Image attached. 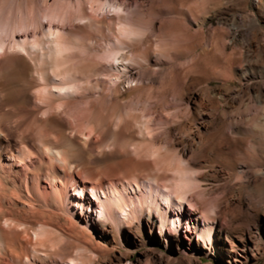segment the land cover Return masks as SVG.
<instances>
[{"label": "rangeland", "instance_id": "obj_1", "mask_svg": "<svg viewBox=\"0 0 264 264\" xmlns=\"http://www.w3.org/2000/svg\"><path fill=\"white\" fill-rule=\"evenodd\" d=\"M77 1L80 0H0V22L24 24L26 29L18 31L16 37L27 35L32 41L48 29L47 15L70 12ZM250 5L247 12H242L237 0H121L120 9L104 10L96 22L77 20L71 28L65 24L66 37L63 36L71 45L70 59L66 56V60L60 61L66 62L62 64L60 77L71 83L73 75L74 88L52 101L55 105L77 106L84 113L78 121L80 129L86 126L84 123L89 124L96 131L92 140L110 146L105 153L97 151L93 155L84 149L81 138L76 142L70 140L68 128H62V133V129L51 130L61 137L59 148L76 163L78 171L82 169L85 181L102 179L108 183L113 177L122 182L140 176H160L167 187L164 192L173 193L181 174L166 165L178 161L180 147L175 139L180 137L185 124H204L206 138L224 132L228 145L243 148L248 154L236 152L230 157H216L209 149L189 154L186 162L190 164L183 165L188 170L187 183L178 184L185 185L188 193L182 231L192 221L191 217L201 219L195 221L201 227L205 225L203 215L215 218L213 250L207 255L204 251L195 255L185 252L178 248V242L168 244L164 237L160 238L159 227L150 235L145 218L149 213L158 217L155 209L146 207L144 215L139 214L142 221L131 217L119 225L99 214L98 203L88 192L86 200L93 201V208L81 210L73 203L72 188H68L69 196L60 201L37 200L32 208L10 204L8 199L17 195L18 188L9 181L0 188V208L16 223L12 231L0 221V264H66L71 258L79 264H236L231 240L244 232L249 238L251 234L256 236L258 250L255 255L249 253L247 259L240 257L238 264H264V155L259 154L256 143L257 140L264 144V135L257 132L264 126L263 109L256 103L261 90L264 93V9L256 6V0ZM122 20L135 34L129 40L126 38L129 42L125 39V49L120 55L127 72L118 74L113 67L121 60L113 66L105 56L114 51L110 41L118 35L117 22ZM56 22L53 23L57 26ZM45 49L47 53V46ZM131 56L133 60L126 61ZM17 58L7 75L11 92L6 91L8 100H16L23 87L33 88L60 78L56 79L52 72L57 60L54 54L52 60L48 55L44 57L43 79L35 72L30 57L23 54ZM247 66L254 73L241 79V69ZM187 89L190 98L200 99L203 109L196 110L189 104ZM255 133L258 136L253 140ZM153 145L157 151L160 149L161 157L146 155ZM43 187L51 191L48 183H43ZM130 192L139 196L137 190ZM225 195L236 197L222 216L216 205ZM40 229L45 232L43 245L36 243L33 235ZM169 231L177 234L175 230ZM208 234L206 230V239ZM193 237L198 240L196 234ZM7 245L13 252L5 249ZM32 247L40 250L38 254L33 253Z\"/></svg>", "mask_w": 264, "mask_h": 264}, {"label": "bare ground", "instance_id": "obj_2", "mask_svg": "<svg viewBox=\"0 0 264 264\" xmlns=\"http://www.w3.org/2000/svg\"><path fill=\"white\" fill-rule=\"evenodd\" d=\"M251 1L252 0H237V6L242 12H247L251 6ZM256 2L257 7L264 9V0H256ZM120 6L121 0H80L76 6L72 7V10L70 9V12L67 10V13L65 14L54 12L47 15L50 17V25H48V29L43 32L40 38H38L39 36H36L32 41L29 40L27 35H24L20 38L16 37L18 31L22 32L24 29H26L23 28L25 26H22L24 24L20 25L21 23H14L13 25L11 23L5 25L0 22V188H2L5 183L8 184L9 181H11L10 184L18 188V193L15 196L13 195L9 197V203L13 205L19 203L26 207H31L37 200L45 202L47 199L51 198L56 201H60L69 196L68 188H72L75 193L73 203L81 208V210L85 209V207L93 208V201L86 200V195L89 192L90 198L98 203L99 214L108 217V219L111 218L119 225L126 218L131 219V217L132 219H137L138 222L142 221L143 219L139 217V214L142 213V215H144L146 207H148L150 210L155 209L159 214L158 217L149 213L145 218L150 235H152L153 231L159 227V237H164L168 244L176 241L178 242V248L186 250L185 252H190L195 255L204 251V253L207 255L211 249L213 250V241L215 239V233L217 232L215 227L216 219H208L203 215L202 217L204 218L203 222H205V225L204 227H201L199 223H195V221L200 222L201 219L196 220V218L191 217L192 221L187 222L188 224L186 226V230L183 232V225H185L184 213H186L184 202L186 201L185 198L188 191H185V185L178 183H187L185 180L188 178V170L185 168V166L183 167V165L190 164L187 163L189 162L188 160L186 162V156L189 154L195 155L198 152H204L206 150L208 152V149L210 153L215 152L217 154L216 157H222L224 155H229L230 157L236 152L248 154L243 148L235 149V147L232 148L230 145H228L227 141L224 139L226 137L224 132H216L212 137L206 138V135L204 134V128L206 127L204 124L196 123L195 126L189 124H185L183 127L181 126L182 128L180 129V137L175 139V142H177L178 146L180 147L178 151V161L176 162L173 160L175 163L170 162L168 165H166L168 166V168L166 167L167 169L170 168V170H176L177 172L179 171L181 174L180 179H178L179 182H175L177 184L174 185L173 193H169L167 191L166 193L164 192V188L167 189V187L162 183L163 181L161 180L160 176H154L151 178L140 176L137 179L135 178L136 180L134 181L125 179L122 182L113 179V177V180H108V183L105 180L101 181L102 179L99 182L83 180L81 177L82 169L78 171V166L76 163L70 160L64 150L59 148L61 137L59 138L58 134L53 132L55 130L57 131V129L60 130L62 128H68L71 132V135L69 136L70 140H75L76 142V139L81 138L84 149L94 153L93 155H96L95 152L97 151H99V153H105L106 148L110 147L108 145H104V143L98 142V139L96 141L92 140V135H96V131L91 126H88L89 124L87 125L83 121H80L84 123L83 125H86L85 127L81 126L83 129H80L78 121L81 119L80 117L82 116L83 112L80 113L79 109L76 108L77 106L75 107V105L72 103L55 105L52 103V101L56 97H63V95L69 94L68 92L74 88L72 84L74 79L73 75L72 77L69 76V81L72 78V81H70L71 83H68V81L66 82L64 76L63 77L65 80L60 77L63 75L62 64L66 63L65 61H62L63 63L61 64L60 61L63 59L66 60V56L69 58V50L71 46H68L70 43H66L64 38L65 24L69 25L68 27H70L77 24H74L75 21L83 19L96 22V17L98 14L106 9H120ZM88 9L90 10L89 14L87 12ZM55 21H57V26L53 23ZM120 21L117 22L120 28L119 33L113 37L112 41H110V44L114 46V51L107 53L105 56L106 60L110 62V64L112 63L113 66L115 65L113 63H117L119 60H121L119 65H115V67L110 65L113 67V70H116L118 74L127 72V67L122 64L123 55H120L125 49L124 46L126 40H129V38H132V36L135 34V31L133 32L129 30H132L133 28H130L131 26L127 25L128 23L123 24L124 21ZM65 28H67V26ZM200 29L201 28H199V30ZM200 32H202V30H200ZM235 33L238 34L239 30H235ZM46 46L48 50L47 53L44 52V50L46 51ZM23 54L30 57V60L35 63V72H37L41 78L43 77V72L41 70L46 60L44 57H47L48 55V58L50 57V60H52V55L54 54L59 62L56 60V63H54L55 65H52V72L54 73L56 79L58 77L61 79L58 78L57 81H53L52 83L44 81V83H38L33 88L23 87L21 93L18 95V98L11 101L10 99L8 100V96L6 94V91L10 88L7 75L12 71V64L14 66V62L19 60L17 56H23ZM176 56L178 57L180 55L176 54ZM25 58L27 57L25 56ZM132 60L133 57L131 56L126 61L129 62ZM71 69H68V71H71ZM66 70L67 69L63 70L64 74ZM252 73H254V71L251 66H247L246 68L241 69L240 78H247ZM8 91L10 92V90ZM187 95L189 104L191 102L195 106L196 110L203 109L204 105L202 102H200L199 98H190V96H192L190 90L187 91ZM256 103L259 105L260 109H263L264 116V93L262 90L256 97ZM16 104L21 106L20 109H17ZM19 110L22 111L19 112ZM53 128L56 129L53 130ZM85 130L88 131L87 134H85ZM62 132H64L63 129L61 130V133ZM257 132L258 134L261 133L264 135V126ZM255 134L256 135H254L253 140H255V138L258 136L257 133ZM100 141H102V139ZM256 143L258 145L259 154L263 156L264 144L257 140ZM74 147L76 146L74 145ZM156 147L157 146L154 145L153 149L152 146L149 147L151 149L148 148L146 155L148 157L151 155H158L161 157L159 155L160 149H158V153ZM143 153L141 154L144 155ZM155 158L158 157L155 156ZM157 160L158 159H156L155 162ZM160 161L161 160H159V162ZM194 161H196V159ZM196 163L198 162L196 161ZM188 168L190 167L188 166ZM189 170L192 171L191 169ZM83 174L86 173L83 172ZM43 183H48L51 187V191L48 192V190L43 187ZM131 190H137L139 192V196L135 192H130ZM235 197V195H232L231 197L229 195H225L216 205L217 210H215L218 212V214L222 215L227 213V207L231 204L232 199ZM34 207L36 206H33V208ZM1 208L0 221L3 220L4 224L7 225L8 228L11 229L12 227L13 229V225L16 223L15 220L10 218L11 216H8L7 212L3 210L4 208ZM158 222H160L159 226ZM171 229L175 230L177 234L171 233L170 231L167 232ZM206 230H209V234L207 235L208 239L205 238ZM244 233L239 236L237 235V238L236 236H232L231 245L234 249L232 250L235 253L234 258L236 264L241 263L240 257L247 259L249 257V253H253V255H255V252L258 250L256 236L251 234L249 238L247 237V234ZM44 234L45 232H43L41 229L35 230L33 232L34 238L37 241L35 242H39V244L43 245V243L46 241ZM193 234L198 236V240L194 238L195 236L193 237ZM237 240L240 242H237ZM9 244V246H11V243ZM29 247H31V245ZM1 248L2 247L0 244V253L2 250ZM8 248L9 247L7 245L5 249L8 251ZM21 248L20 249L23 250V247ZM34 248L33 253L38 254L40 250L37 251ZM11 249L10 252H13ZM20 256L22 257V255ZM67 262L66 264H79L74 260V258L69 259Z\"/></svg>", "mask_w": 264, "mask_h": 264}]
</instances>
